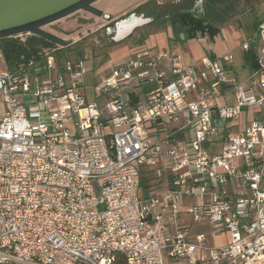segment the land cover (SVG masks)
Segmentation results:
<instances>
[{
	"label": "built area",
	"instance_id": "built-area-1",
	"mask_svg": "<svg viewBox=\"0 0 264 264\" xmlns=\"http://www.w3.org/2000/svg\"><path fill=\"white\" fill-rule=\"evenodd\" d=\"M257 37L244 80L229 75L232 53L185 64L178 48H147L96 74L91 100L85 56L46 49L40 63L0 69L5 260L264 264V18Z\"/></svg>",
	"mask_w": 264,
	"mask_h": 264
},
{
	"label": "rangeland",
	"instance_id": "rangeland-1",
	"mask_svg": "<svg viewBox=\"0 0 264 264\" xmlns=\"http://www.w3.org/2000/svg\"><path fill=\"white\" fill-rule=\"evenodd\" d=\"M150 0H97L94 5L112 17V20L118 19L125 13L133 10L137 5ZM161 4L173 5L178 0H154ZM253 10L246 11L234 17L230 22L222 25V31L218 36V43H212L214 37L207 35L201 41L197 38L200 33L194 38V41L199 45L205 53L211 51L219 52L227 45L232 43L231 51L235 61L233 69L238 74H247V70L239 66L242 62L243 50L240 47L241 42L248 40L250 43L255 40L256 54L260 49V40L257 37L258 23L264 18V0H254L252 2ZM106 18L95 16L83 10L76 11L66 17L56 20L44 28L53 32L68 41V46L59 54V60L74 59L76 57H86L84 67L87 73L83 76L82 89L87 98L93 97V85L95 83L94 76L100 73L105 68V63L111 59L112 53L121 48H126L134 45V41L138 38V33L142 31H151L159 28L156 25L147 26L146 28L137 31L130 39L123 42L118 41L116 44L108 45L98 43L96 37L104 38L102 25L106 23ZM26 34L17 36L23 38ZM222 42V43H220ZM230 42V43H229ZM223 45V47H222ZM59 47V46H58ZM107 66V65H106ZM5 63L0 56V69H5ZM230 101H232L230 99ZM226 239L223 235L215 239L216 244H220ZM10 262L5 260V256L0 252V262ZM172 264H185V260L175 261Z\"/></svg>",
	"mask_w": 264,
	"mask_h": 264
},
{
	"label": "flooded vegetation",
	"instance_id": "flooded-vegetation-1",
	"mask_svg": "<svg viewBox=\"0 0 264 264\" xmlns=\"http://www.w3.org/2000/svg\"><path fill=\"white\" fill-rule=\"evenodd\" d=\"M253 1L254 0H178L173 5H166L150 0L137 5L133 10L125 13L118 19L112 20V17L108 15L106 23L102 25L104 38L101 39L96 37L95 39L98 43L105 42V44L108 45L116 44L118 42L116 39L123 36L125 33L126 28L122 26L119 27V23L123 19H127V21L130 19L129 22H132L143 21L149 18L150 21L148 24L136 27L129 33H126L125 37L119 40L120 42L132 38L137 31L147 26L156 25L158 27H171L172 21L180 15L191 16L196 20H204L206 23L215 27H222V25L234 19L235 16L253 10ZM104 14L106 13L104 12ZM146 35L147 31L139 32L138 38L134 41V44L139 45V41H144Z\"/></svg>",
	"mask_w": 264,
	"mask_h": 264
},
{
	"label": "water",
	"instance_id": "water-1",
	"mask_svg": "<svg viewBox=\"0 0 264 264\" xmlns=\"http://www.w3.org/2000/svg\"><path fill=\"white\" fill-rule=\"evenodd\" d=\"M95 1L97 0H0V39L32 34L59 47H66V39L46 30L44 26L79 10L107 18V14L93 5ZM129 20L120 21L119 27L126 29L123 36L118 37L116 41L125 37L132 29L150 21L149 18L143 21Z\"/></svg>",
	"mask_w": 264,
	"mask_h": 264
},
{
	"label": "trees",
	"instance_id": "trees-1",
	"mask_svg": "<svg viewBox=\"0 0 264 264\" xmlns=\"http://www.w3.org/2000/svg\"><path fill=\"white\" fill-rule=\"evenodd\" d=\"M171 29L175 39L178 41L195 38L198 33H200L201 36L208 34L213 37L220 31V27L208 24L204 20H196L191 16L183 15L176 17L172 21ZM180 36H182V39ZM142 41L143 40H140L139 44H141ZM255 46L256 45L254 43L250 44V47L244 56L251 70H256L258 67ZM46 49H54L55 58L59 61V54L65 49V47H58L56 44L40 36L32 34H28L23 38L16 36L0 39V52L5 66L9 71L14 73L21 71L23 67H27L30 63L42 62L45 58L44 50ZM151 180L152 177L150 175H142L141 187L145 191ZM0 264L13 263L7 261L0 262ZM116 264H125V260L122 255H117Z\"/></svg>",
	"mask_w": 264,
	"mask_h": 264
},
{
	"label": "crops",
	"instance_id": "crops-1",
	"mask_svg": "<svg viewBox=\"0 0 264 264\" xmlns=\"http://www.w3.org/2000/svg\"><path fill=\"white\" fill-rule=\"evenodd\" d=\"M146 24H148V23H146ZM146 24H144V25H146ZM222 30H223L222 27H220V31L216 35L213 36L214 38L212 40V43L216 44V42L217 43L219 42L217 40H218V36H219V34L221 33ZM207 35L208 34H205L204 36H200V37L204 38ZM180 38L182 39V36H180ZM198 38H197V40L201 41ZM255 40H253V42H251L250 44L254 43ZM245 41H248V40H245ZM220 43H222V42H220ZM227 46H228L227 50H226V48H223V50L219 51V52L211 51L209 53H205L203 51V49H201L199 47V45L194 41V38L178 41L177 39H175V37H174V35L172 33V29H171L170 26L159 27V28L153 29L151 31H147V35L145 36V39H144V41L141 44H139V45H135L134 44V45H132L130 47L126 46V48H121V49L115 50L112 53V55H111V59L108 60L105 63V65H104L105 68H103V70L99 74L108 73L109 70H110V67L115 62H117V61H119L121 59H124L127 56L131 55L132 53H134L136 51H139V50H142V49L149 48V49H151L153 51H163V50H167V49L178 48L180 50L181 54H182V61L185 64H193V63H196L202 56H205V55H208L209 57L213 58V57H216V56L224 55L226 53H232L231 48H232L233 44L230 43ZM222 47H223V45H222ZM240 47H241V44H240ZM245 53H246V51H243L242 62H240L239 66L241 68L247 70V72H248L247 74H242V73L238 74V72H236L235 70H232L233 69V65H234V61H235L233 53H232L233 61L227 66V69L229 71V75L237 78L238 80H244L245 78H247L254 71V70L250 69L248 63L246 62V60L244 58ZM94 98H96V97L93 94L92 98H87V99L91 100V99H94ZM103 99H104L103 97H98L97 98L98 102H102ZM230 99L232 101H230ZM227 101L234 102L235 101L234 96L233 95H229L227 97ZM255 116H260V113L258 112L257 108L246 110L242 114L241 118L239 119V122H240V124H243L244 122H246V120H249V119H251L252 117H255ZM193 229L196 230V231H206L207 230V226L196 225V226L193 227ZM223 235L226 236V239L223 242H221L220 244H216L215 243V239L219 238V237H221ZM228 239H229V233L228 232H222V233H219L218 235H216L212 239V242H213V244L219 246V245L225 244L228 241ZM173 262H175V261H167L166 264H172ZM185 264H186V261H185Z\"/></svg>",
	"mask_w": 264,
	"mask_h": 264
}]
</instances>
